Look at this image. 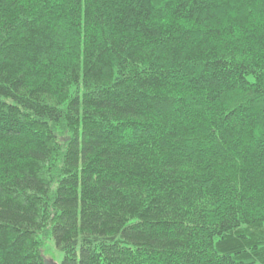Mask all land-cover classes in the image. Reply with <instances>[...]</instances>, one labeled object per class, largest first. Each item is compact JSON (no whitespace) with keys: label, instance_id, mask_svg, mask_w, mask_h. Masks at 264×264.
Listing matches in <instances>:
<instances>
[{"label":"trees","instance_id":"trees-1","mask_svg":"<svg viewBox=\"0 0 264 264\" xmlns=\"http://www.w3.org/2000/svg\"><path fill=\"white\" fill-rule=\"evenodd\" d=\"M264 264V0H0V264Z\"/></svg>","mask_w":264,"mask_h":264},{"label":"rangeland","instance_id":"rangeland-1","mask_svg":"<svg viewBox=\"0 0 264 264\" xmlns=\"http://www.w3.org/2000/svg\"><path fill=\"white\" fill-rule=\"evenodd\" d=\"M44 250H45V256L48 259L54 260L56 263H61L63 260L64 254L62 251H60L53 241L52 238H47L44 242Z\"/></svg>","mask_w":264,"mask_h":264},{"label":"water","instance_id":"water-1","mask_svg":"<svg viewBox=\"0 0 264 264\" xmlns=\"http://www.w3.org/2000/svg\"><path fill=\"white\" fill-rule=\"evenodd\" d=\"M44 264H59V263H56L54 262V260L48 259L46 258V256H44Z\"/></svg>","mask_w":264,"mask_h":264}]
</instances>
